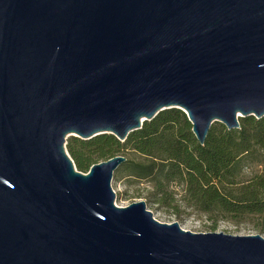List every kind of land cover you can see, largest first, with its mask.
Wrapping results in <instances>:
<instances>
[{
  "label": "water",
  "instance_id": "1",
  "mask_svg": "<svg viewBox=\"0 0 264 264\" xmlns=\"http://www.w3.org/2000/svg\"><path fill=\"white\" fill-rule=\"evenodd\" d=\"M172 107L201 143L264 116V0H0V264H264L262 234L118 206L126 157L67 151Z\"/></svg>",
  "mask_w": 264,
  "mask_h": 264
},
{
  "label": "trees",
  "instance_id": "2",
  "mask_svg": "<svg viewBox=\"0 0 264 264\" xmlns=\"http://www.w3.org/2000/svg\"><path fill=\"white\" fill-rule=\"evenodd\" d=\"M239 122V128L229 130L215 121L201 143L187 113L172 107L145 120L124 141L112 133L88 139L72 135L66 148L84 173L124 155L112 181L146 180L153 202L174 206L182 201L212 220L213 230L224 220L249 222L264 232V116H242Z\"/></svg>",
  "mask_w": 264,
  "mask_h": 264
},
{
  "label": "rangeland",
  "instance_id": "3",
  "mask_svg": "<svg viewBox=\"0 0 264 264\" xmlns=\"http://www.w3.org/2000/svg\"><path fill=\"white\" fill-rule=\"evenodd\" d=\"M112 186L116 192V205L127 206L133 202L145 200L147 208L150 209L154 217L161 222H178L183 229L193 232L218 231L234 235L260 233L264 236V232L255 229L249 222L237 225L223 220L218 222L216 230H213L211 228V224H213L212 220L191 211L182 201L176 202L178 205L174 206L155 203L152 201V187L146 180L128 179L124 177L117 182L112 181ZM177 198H180L179 195H177Z\"/></svg>",
  "mask_w": 264,
  "mask_h": 264
}]
</instances>
